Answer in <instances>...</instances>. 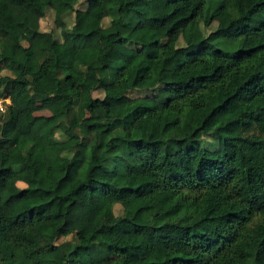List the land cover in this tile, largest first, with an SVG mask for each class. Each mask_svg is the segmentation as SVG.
<instances>
[{
  "label": "trees",
  "instance_id": "trees-1",
  "mask_svg": "<svg viewBox=\"0 0 264 264\" xmlns=\"http://www.w3.org/2000/svg\"><path fill=\"white\" fill-rule=\"evenodd\" d=\"M0 100V264H264V0H0Z\"/></svg>",
  "mask_w": 264,
  "mask_h": 264
},
{
  "label": "rangeland",
  "instance_id": "rangeland-1",
  "mask_svg": "<svg viewBox=\"0 0 264 264\" xmlns=\"http://www.w3.org/2000/svg\"><path fill=\"white\" fill-rule=\"evenodd\" d=\"M72 18H73L72 13L67 14L64 17L66 29L68 27H70V25L72 23ZM53 19H54L53 13L51 11L47 10L45 12L44 17L42 19H40V21H39V30L43 31V32H49L50 30H53V31H55V33H58V29L54 28ZM108 21H109L108 18L103 19V21L101 23L102 27H106L108 25ZM212 28H213V24L210 27V29H212ZM206 32H207V30H206ZM223 48H225L226 50L234 49V47H231V48L223 47ZM2 74L6 75L7 72L3 71ZM79 87L82 90H92L95 87V81H94V78L92 77V75H90L89 73H85V75L82 77V79L79 82ZM91 95L93 98L101 97V94L99 92H97L96 90H92ZM139 95H143V94L141 92H137V91H132L131 93H129L130 97H136ZM0 102H1L0 106H1V110H2L8 102H7V100H0ZM33 114L35 116H48L49 115L47 111L40 109V108H37V107L34 109ZM86 117H87L86 111H84L82 109L77 111V119H78L79 123L81 122L82 119H84ZM199 147L201 149L205 148L204 143L202 141H201ZM211 148L221 150L222 155H225V156L230 155L232 153V147L230 145L224 144L223 142H219V141L213 142V146H211ZM198 155H199V153L197 151H195L194 149H192L191 147H189L185 144L182 147L181 153L177 157H175L169 161V164H170L172 171L173 172L179 171V172H184V173L188 172L189 170H191L195 166V163L198 159ZM20 185L21 184L19 183V186ZM112 211H113V214L116 216L119 215L121 212L120 208L117 205H116V207L113 208ZM62 240H63L62 238L59 239L57 241V243H60ZM0 255L4 259L8 258L7 247L3 244L0 245Z\"/></svg>",
  "mask_w": 264,
  "mask_h": 264
},
{
  "label": "built area",
  "instance_id": "built-area-1",
  "mask_svg": "<svg viewBox=\"0 0 264 264\" xmlns=\"http://www.w3.org/2000/svg\"><path fill=\"white\" fill-rule=\"evenodd\" d=\"M0 105H1V102H0ZM0 111H1V106H0Z\"/></svg>",
  "mask_w": 264,
  "mask_h": 264
}]
</instances>
